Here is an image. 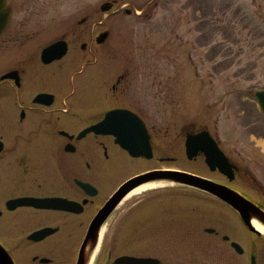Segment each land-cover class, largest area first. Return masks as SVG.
Wrapping results in <instances>:
<instances>
[{"label": "rangeland", "instance_id": "rangeland-1", "mask_svg": "<svg viewBox=\"0 0 264 264\" xmlns=\"http://www.w3.org/2000/svg\"><path fill=\"white\" fill-rule=\"evenodd\" d=\"M106 1L112 0H39L36 37L21 51L39 52L56 39L73 40L56 65L59 97L73 96L78 81L90 91L108 85L105 97L111 98L110 85L123 76L125 93L118 103L147 118L156 142L170 141L168 153L179 157L174 166L223 179L203 160L184 156L185 132L207 129L238 169L231 186L264 208V115L253 96L264 89V0H117L103 12ZM83 18L87 33L79 36ZM103 30L109 35L97 44L94 36ZM185 200L184 243L171 242L169 264H250L254 248L257 264H264V234L253 236L220 202ZM171 201L172 219L181 207L176 197ZM197 221L201 234L194 235ZM206 227L218 235L205 232ZM224 234L242 246V254L222 239ZM136 253L160 252L139 243Z\"/></svg>", "mask_w": 264, "mask_h": 264}, {"label": "flooded vegetation", "instance_id": "flooded-vegetation-1", "mask_svg": "<svg viewBox=\"0 0 264 264\" xmlns=\"http://www.w3.org/2000/svg\"><path fill=\"white\" fill-rule=\"evenodd\" d=\"M6 1L10 18L0 33V264H118L116 259L123 255L169 264L171 242L178 246L184 243L185 199L219 202L205 191L173 181L170 172L231 184L217 170L210 172L220 174L221 181L174 166L179 157L168 153L170 141L159 138L157 143L147 118L118 103L125 93L120 87L123 76L110 85L111 98L105 97L108 85L100 84L97 91H90L78 81L70 92L73 96L59 97L54 84L61 59L43 63L44 46L39 52L21 51L36 37L39 0ZM116 1L112 0L113 5ZM77 31L79 36L87 33L85 18L78 22ZM60 39L67 42L68 53L73 40ZM85 47V42L80 44L82 50ZM43 70L45 75L41 76ZM8 73L12 77L3 78ZM87 92L95 96L86 97ZM39 94L52 96L36 99ZM112 99L116 102L111 103ZM123 108L143 121L149 157L132 156L115 135L89 129L102 121L107 111ZM127 125L121 119L118 127ZM199 131L184 134L182 143L188 161L204 162L201 152L190 159L185 153L187 134ZM144 174L147 178L136 187H150L127 199L133 189L122 194V188ZM186 188L192 191L186 192ZM171 197L178 199V209L183 210H176L172 219L170 207L175 203ZM16 199L54 201L44 206L14 205L11 201ZM200 222L192 228L194 235L201 234ZM204 231L218 235L211 227ZM139 243L149 249L154 246L160 253L138 255Z\"/></svg>", "mask_w": 264, "mask_h": 264}, {"label": "water", "instance_id": "water-1", "mask_svg": "<svg viewBox=\"0 0 264 264\" xmlns=\"http://www.w3.org/2000/svg\"><path fill=\"white\" fill-rule=\"evenodd\" d=\"M111 4L104 2L100 9L105 12L108 11ZM126 10V13H129ZM10 18V11L7 7L6 0H0V33L5 28L8 20ZM108 36V31L101 32L96 37L97 43H102ZM84 45H82V48ZM67 52V43L64 40H57L41 51V60L43 63H49L53 60L61 59ZM12 77L11 73L3 76V78ZM51 94H39L36 99H43L44 97H51ZM258 108L264 114V89L255 90L253 94ZM120 114L123 121H126L129 125L122 127H112L109 126L106 121L111 114ZM130 116V117H127ZM91 129H102L106 132L112 133L116 136V141L126 149L132 156H150V147L148 145L147 133L144 128L142 121L130 110L127 109H116L108 111L104 119L98 124L94 125ZM185 149L187 156L193 157L197 152H202L205 156V163L208 165L210 170L218 169L219 172L224 174L229 181H232L235 177V171L237 167L230 162L229 158L218 147L217 142L213 139L207 130H202L196 134H188L185 142ZM172 179L184 182L188 185H192L204 191L211 193L216 196L219 200L228 204L232 209H234L239 215L243 224L248 228L250 232L255 234H261L252 225L251 221L254 219L262 227H264V210L258 207L255 203L247 199L245 196L237 192L236 190L230 188L227 185L221 183L213 182L204 178H199L187 173H181V176H177L180 173L170 172ZM148 175H140L131 179L123 188L122 194L136 187V184L143 182ZM138 186V185H137ZM53 199H37V200H21L16 199L11 201L14 205H20L22 203H34L35 205H49L53 202ZM224 239H228L224 236ZM231 246L238 253H242L243 249L241 246L232 241ZM1 249V247H0ZM153 259L149 257H134V256H121L116 259V263L120 264H151ZM12 264V263H11ZM251 264L256 263V256H251Z\"/></svg>", "mask_w": 264, "mask_h": 264}, {"label": "bare ground", "instance_id": "bare-ground-1", "mask_svg": "<svg viewBox=\"0 0 264 264\" xmlns=\"http://www.w3.org/2000/svg\"><path fill=\"white\" fill-rule=\"evenodd\" d=\"M261 145H262V148L264 150V142ZM149 187H150L149 184H144V185L138 186L135 189H133L132 191H130L127 194L126 198L128 199V198L132 197L134 194H138V193L146 190ZM251 223H252V225L254 226V228L257 231H259L261 234H264V227H262L257 221H255L254 219H252Z\"/></svg>", "mask_w": 264, "mask_h": 264}, {"label": "snow or ice", "instance_id": "snow-or-ice-1", "mask_svg": "<svg viewBox=\"0 0 264 264\" xmlns=\"http://www.w3.org/2000/svg\"><path fill=\"white\" fill-rule=\"evenodd\" d=\"M121 119L122 117L120 114L113 113L111 114V116L108 117V120L106 121V123H108L109 126L118 127Z\"/></svg>", "mask_w": 264, "mask_h": 264}]
</instances>
